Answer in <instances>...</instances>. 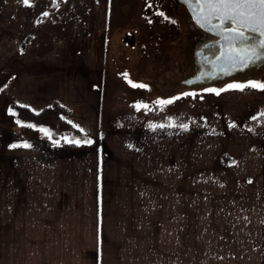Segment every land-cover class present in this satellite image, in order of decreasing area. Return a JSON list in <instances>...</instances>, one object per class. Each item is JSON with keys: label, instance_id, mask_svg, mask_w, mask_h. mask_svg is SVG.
I'll return each mask as SVG.
<instances>
[{"label": "rangeland", "instance_id": "obj_1", "mask_svg": "<svg viewBox=\"0 0 264 264\" xmlns=\"http://www.w3.org/2000/svg\"><path fill=\"white\" fill-rule=\"evenodd\" d=\"M189 27L172 0H0V232H65L46 221L51 205L43 206L41 180L59 181V168L48 176L43 165L87 145L52 142L45 131L16 123L11 103L37 112L59 102L98 149L105 132L132 128L125 125L131 119L195 133L255 125L264 90L229 85L264 84V73L213 88L170 85ZM66 174L72 184L73 172ZM253 217L193 221L195 261L212 232H258L264 246V213Z\"/></svg>", "mask_w": 264, "mask_h": 264}, {"label": "crops", "instance_id": "obj_2", "mask_svg": "<svg viewBox=\"0 0 264 264\" xmlns=\"http://www.w3.org/2000/svg\"><path fill=\"white\" fill-rule=\"evenodd\" d=\"M259 116L246 131L201 133L131 119L101 149L51 158L59 181L43 176L40 194L65 232H0V264H264L258 232L205 234L196 261L193 232L195 220L264 213V106Z\"/></svg>", "mask_w": 264, "mask_h": 264}, {"label": "flooded vegetation", "instance_id": "obj_3", "mask_svg": "<svg viewBox=\"0 0 264 264\" xmlns=\"http://www.w3.org/2000/svg\"><path fill=\"white\" fill-rule=\"evenodd\" d=\"M172 2L173 9L183 16L190 27L183 43H179L181 52L177 61L178 77L175 73L172 74L176 81L170 80V85L213 88L227 82L251 80L256 75L264 73V53H260L259 49L257 57L247 61L246 66L226 62L220 54L227 48L223 35L228 33H223L221 29L218 31L221 34L203 29L193 21L182 0H172ZM218 23L219 21L213 20V24Z\"/></svg>", "mask_w": 264, "mask_h": 264}, {"label": "snow or ice", "instance_id": "obj_4", "mask_svg": "<svg viewBox=\"0 0 264 264\" xmlns=\"http://www.w3.org/2000/svg\"><path fill=\"white\" fill-rule=\"evenodd\" d=\"M24 2L27 4L28 0ZM186 2L194 7L197 22L201 27H206L210 31L221 29L223 33H228L223 35L227 48L220 54L226 62L246 66L247 61L257 57L258 49L260 53H264V39H261L264 37V0H186ZM213 20L219 23L213 24ZM225 25L228 26L224 27ZM244 87L264 90V84L258 83L229 85V88L241 90Z\"/></svg>", "mask_w": 264, "mask_h": 264}, {"label": "trees", "instance_id": "obj_5", "mask_svg": "<svg viewBox=\"0 0 264 264\" xmlns=\"http://www.w3.org/2000/svg\"><path fill=\"white\" fill-rule=\"evenodd\" d=\"M33 1L28 0V2ZM4 84V82H0L1 86ZM9 111L16 123L45 131L52 142L66 139L70 142L88 144L90 141L83 132L67 121L65 118L67 109L57 101H53L37 112L30 110L28 107L11 103Z\"/></svg>", "mask_w": 264, "mask_h": 264}, {"label": "water", "instance_id": "obj_6", "mask_svg": "<svg viewBox=\"0 0 264 264\" xmlns=\"http://www.w3.org/2000/svg\"><path fill=\"white\" fill-rule=\"evenodd\" d=\"M182 1H183V2L185 3V5L187 6V9H188L189 13L191 14V17H192L193 21H194L197 25H199V26L201 27V24L197 22V18H196V14H195L194 7H191V6L189 5V3L186 2V0H182ZM202 28L208 30V28H206V27H202ZM219 30H220V29H214V30H212V31H216V32H218Z\"/></svg>", "mask_w": 264, "mask_h": 264}]
</instances>
